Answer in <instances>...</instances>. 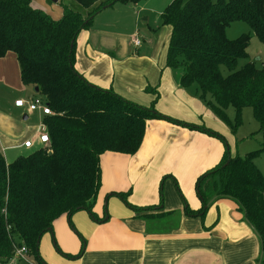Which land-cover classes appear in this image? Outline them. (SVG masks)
Returning a JSON list of instances; mask_svg holds the SVG:
<instances>
[{"label":"trees","instance_id":"trees-1","mask_svg":"<svg viewBox=\"0 0 264 264\" xmlns=\"http://www.w3.org/2000/svg\"><path fill=\"white\" fill-rule=\"evenodd\" d=\"M77 1L85 15L66 6L62 18L55 20L33 7L31 0H0V57L9 51L17 55L21 80L38 86V95L53 111L43 119L50 137L46 145L33 147L9 163L0 151L2 262L23 246L38 257L41 237L52 231L60 216L83 209L93 213L101 187L102 154H135L147 120L165 118L155 108L157 88L147 89L155 98L150 106H143L111 87L91 83L75 69L77 38L90 28L97 12L116 2L142 0ZM161 20L171 27L167 67L179 73L180 85L195 86L201 100L233 132L235 125L226 110L235 109L238 125L243 108L251 107L263 133L258 150L234 156L225 150L221 160L197 178L202 206L186 211L204 216L217 199L234 200L259 236L264 264V173L254 161L264 153V64L248 62L237 68L238 60L248 57L251 34L229 38L226 33L231 23L242 21L264 42V0H173ZM171 121L222 138L204 125ZM116 194L127 200V193ZM155 211L156 217L175 213L164 208Z\"/></svg>","mask_w":264,"mask_h":264},{"label":"crops","instance_id":"crops-1","mask_svg":"<svg viewBox=\"0 0 264 264\" xmlns=\"http://www.w3.org/2000/svg\"><path fill=\"white\" fill-rule=\"evenodd\" d=\"M172 1L126 3L133 15H145L148 23L144 36L137 33L138 47L129 34L95 29L98 22L77 38V72L143 106L155 98L147 89L157 88L155 108L165 118L147 120L135 154H102L94 215L84 209L62 215L42 236L48 234L45 243L52 264H258L259 236L234 200L217 199L204 216L186 211L202 206L196 180L221 160L225 147L219 138L171 120L218 133L225 127L197 88H183L179 73L167 67L171 27L162 24L161 16ZM34 89L21 80L14 52L0 57V151L7 163L24 154L21 148L29 150L23 142L33 133L35 139L44 123L41 110L22 111L15 105L17 99L37 96ZM17 124L23 128L18 134L11 131ZM39 145L36 141L35 147ZM118 192L127 193L128 201ZM156 208L175 213L156 217ZM54 237L60 255L50 246Z\"/></svg>","mask_w":264,"mask_h":264},{"label":"rangeland","instance_id":"rangeland-1","mask_svg":"<svg viewBox=\"0 0 264 264\" xmlns=\"http://www.w3.org/2000/svg\"><path fill=\"white\" fill-rule=\"evenodd\" d=\"M187 2L188 0H182ZM217 2L219 0H212ZM31 4L35 8H39L46 13H48L53 19L60 20L64 14V8L67 6L74 11H78L86 14V9L77 0H31ZM142 16H135L132 14V10L124 2H116L112 7L103 8L98 11L94 17L93 24L98 22V25H94L95 29L107 31V32H122L124 34H129L131 40L139 35L144 36L143 33L147 30L148 23L144 21ZM97 19V20H96ZM151 25V24H150ZM227 36L229 38H236L242 34H251V41L247 48L248 57L241 58L237 62V68H241L248 62H253L256 66H261L264 64V42L261 41L253 32L249 24L242 21H236L231 23L226 30ZM221 70L224 75L228 74V69L226 66L222 65ZM18 91V90H17ZM37 96L39 93H36ZM30 99L25 97V100ZM44 100V97H42ZM17 99L15 105L18 107H23L21 110L27 109V105H18ZM3 106H0L2 109ZM19 110V112L21 111ZM226 114L230 121L235 125V130L233 132L230 124H227L223 120L222 123L225 127L218 133L223 138H220L221 142L224 144L225 150H228L232 156L239 154L245 155L249 151L258 150L263 139V133L259 132V123L254 118V114L251 107H245L241 113V120L238 125L235 124L236 112L231 106L226 110ZM26 124V123H25ZM17 129L11 131H16L15 133L23 132L22 126L18 124L15 126ZM35 133L29 136L31 138ZM215 137V136H213ZM21 152L26 154L29 150L21 148ZM256 166L264 173V153H259L255 158ZM164 186V185H163ZM48 234H45L41 238L39 244V256L36 257L33 254L23 253L21 255L15 254L9 261L2 262L0 264H41V261L45 264H52L51 252L47 249L45 239ZM51 236V234H49ZM55 236V235H54ZM53 237V236H52ZM59 245L57 239L54 237V241L51 240L50 246L52 245L54 251H59L55 248ZM59 248V247H57ZM58 255H60L58 253ZM69 258V257H67ZM71 259V258H70Z\"/></svg>","mask_w":264,"mask_h":264},{"label":"built area","instance_id":"built-area-1","mask_svg":"<svg viewBox=\"0 0 264 264\" xmlns=\"http://www.w3.org/2000/svg\"><path fill=\"white\" fill-rule=\"evenodd\" d=\"M133 44L134 47H138L141 45V38L140 37H135L133 39ZM18 105H22L25 104L27 105L28 109L30 111H37V110H41L43 114H53V111L51 110V108L47 105V103L45 102V100L42 99L41 96H35L33 99L29 100V101H25V100H18L17 101ZM50 140L48 131H47V127L45 125V123H43L40 127V130L37 134V137L34 138H29L27 140H25L23 142V146L25 148L31 149L33 147H35L36 141H38L40 143V145H46ZM23 253H27V248L26 247H17L15 249V254L21 255Z\"/></svg>","mask_w":264,"mask_h":264},{"label":"water","instance_id":"water-1","mask_svg":"<svg viewBox=\"0 0 264 264\" xmlns=\"http://www.w3.org/2000/svg\"><path fill=\"white\" fill-rule=\"evenodd\" d=\"M53 1H57V0H53ZM108 6H110V5H106V6H104V8H106V7H108ZM71 48H73V44L71 45ZM34 90H35L36 93H38V92H39V87L36 86ZM248 223H249V222H248ZM252 228H253V227H252ZM253 229H254V228H253ZM50 231H51V229H50ZM262 258H263V249H261V254H260V257H259L258 264H261V263H262Z\"/></svg>","mask_w":264,"mask_h":264}]
</instances>
